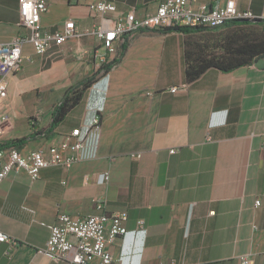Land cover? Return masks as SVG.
<instances>
[{
    "label": "crops",
    "instance_id": "obj_1",
    "mask_svg": "<svg viewBox=\"0 0 264 264\" xmlns=\"http://www.w3.org/2000/svg\"><path fill=\"white\" fill-rule=\"evenodd\" d=\"M46 1V29L68 19L80 30L102 22L87 8L90 0ZM113 1L117 13L132 9L139 17L153 13L158 0ZM235 2L254 13L264 9V0ZM18 19V0H0V42L15 36ZM192 34H127L114 43L116 61L107 71L91 34L52 44L43 56L24 45L22 70L7 78L0 96V116H8L0 143L28 134L32 124L47 125L65 90L95 73L53 134L20 149L55 143L76 126L84 132L95 116L99 129L70 168L47 167L34 180L20 170L0 182V231L16 241L11 250L0 242V264H70L37 251L49 235L43 223L59 212L76 218L126 212V232L109 246L117 264H240L242 258L264 264V67L209 68L181 87ZM42 107L47 116L29 122Z\"/></svg>",
    "mask_w": 264,
    "mask_h": 264
},
{
    "label": "built area",
    "instance_id": "obj_2",
    "mask_svg": "<svg viewBox=\"0 0 264 264\" xmlns=\"http://www.w3.org/2000/svg\"><path fill=\"white\" fill-rule=\"evenodd\" d=\"M196 0H158L153 13L137 16L134 10L117 13L113 0H90L87 8L102 18V22L91 29L80 30L71 19L65 20L61 28L46 29L41 25V16L46 12V0H18L19 19L17 33L7 41L0 42V96L7 90V78L22 70L23 47L29 43L33 53L43 56L52 44H59L71 38L91 34L100 41L102 51L96 54L102 64H113L116 41L122 42L127 34L140 30H161L169 27L191 29H216L233 22L264 21V9L254 13L250 9L239 8L235 0H225L222 4L211 5ZM186 83L181 87H185ZM178 86L170 87L176 92ZM8 120L6 114L0 116V125ZM99 119L93 117L82 131V126L71 128L61 134L52 144L23 151L15 146L0 147V182L11 172L24 170L34 180L44 168L60 165L70 168L80 160V152L87 146L89 134L98 131ZM137 157L139 154L136 155ZM108 179V174H105ZM65 183V181H62ZM259 204V200H256ZM95 206L102 210V200ZM126 212L106 214L99 212L76 218L69 213L59 212L54 222L43 223L49 230L48 238L38 252L54 261L66 260L70 264H91L90 257L98 258L97 264H117L109 246L126 232ZM142 220L139 224H142ZM0 242L15 247V239L0 231ZM250 260L242 258L240 264Z\"/></svg>",
    "mask_w": 264,
    "mask_h": 264
},
{
    "label": "trees",
    "instance_id": "obj_3",
    "mask_svg": "<svg viewBox=\"0 0 264 264\" xmlns=\"http://www.w3.org/2000/svg\"><path fill=\"white\" fill-rule=\"evenodd\" d=\"M260 25L264 24V21L252 22V21H241L233 22L227 26L233 25ZM214 29H191L187 27H169L161 29V31H179L183 33H205ZM189 39H186L184 49V74L185 83L195 80L204 71L209 68H216L222 72H230L234 69L248 66L256 62L260 58H264V37H253L246 39L242 42H230L229 47L225 52L220 54L208 55L202 49V46L193 50L191 49ZM125 43L122 44V51L125 49ZM114 60L112 63H115ZM111 64H106L102 68L107 71ZM97 73L87 76L84 79L69 86L60 100L54 105L51 112L50 120L47 125L38 127L32 124V130L28 134L5 140L0 143V147L15 146L21 148L27 142L47 137L53 134L54 129L60 122L64 120L67 114L74 108L82 99L84 92L92 85L95 81Z\"/></svg>",
    "mask_w": 264,
    "mask_h": 264
},
{
    "label": "rangeland",
    "instance_id": "obj_4",
    "mask_svg": "<svg viewBox=\"0 0 264 264\" xmlns=\"http://www.w3.org/2000/svg\"><path fill=\"white\" fill-rule=\"evenodd\" d=\"M253 37H264V24L223 26L209 32L192 34L188 39L191 49L195 50L202 46L204 52L211 56L225 52L230 42H242ZM46 112L48 109L42 107L35 115L28 117L29 122L42 120Z\"/></svg>",
    "mask_w": 264,
    "mask_h": 264
},
{
    "label": "water",
    "instance_id": "obj_5",
    "mask_svg": "<svg viewBox=\"0 0 264 264\" xmlns=\"http://www.w3.org/2000/svg\"><path fill=\"white\" fill-rule=\"evenodd\" d=\"M254 64L258 67H264V58L258 59Z\"/></svg>",
    "mask_w": 264,
    "mask_h": 264
}]
</instances>
